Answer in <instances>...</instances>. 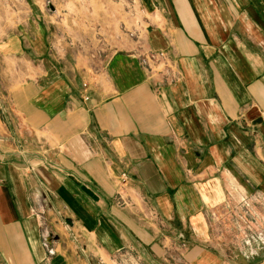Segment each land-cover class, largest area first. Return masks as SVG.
Returning a JSON list of instances; mask_svg holds the SVG:
<instances>
[{"label":"crops","instance_id":"1","mask_svg":"<svg viewBox=\"0 0 264 264\" xmlns=\"http://www.w3.org/2000/svg\"><path fill=\"white\" fill-rule=\"evenodd\" d=\"M139 2L144 46L77 49L47 0L3 37L0 264H229L209 214L264 198V0Z\"/></svg>","mask_w":264,"mask_h":264},{"label":"rangeland","instance_id":"2","mask_svg":"<svg viewBox=\"0 0 264 264\" xmlns=\"http://www.w3.org/2000/svg\"><path fill=\"white\" fill-rule=\"evenodd\" d=\"M47 1L49 7L56 8L57 20L63 30L69 33L77 49L87 43L98 46L103 36H107L105 41L112 48L121 36L124 40L134 39L144 46L146 23L139 0ZM23 2L0 0V43L23 18ZM82 31H91L93 38H78ZM23 61L4 56L0 50V94L7 93L2 82L8 78V74L16 81L22 80L24 73L20 72L19 66ZM242 191L237 188L226 192L224 203L210 212L212 241L225 250L229 264H264V198L258 192ZM124 264L136 263L125 257Z\"/></svg>","mask_w":264,"mask_h":264}]
</instances>
